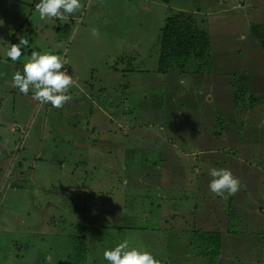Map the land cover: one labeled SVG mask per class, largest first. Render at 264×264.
I'll return each instance as SVG.
<instances>
[{
    "label": "rangeland",
    "instance_id": "obj_1",
    "mask_svg": "<svg viewBox=\"0 0 264 264\" xmlns=\"http://www.w3.org/2000/svg\"><path fill=\"white\" fill-rule=\"evenodd\" d=\"M38 2L0 0V145L13 149L0 147V264H73L72 240L79 235L88 237L92 249L84 256V264H109L103 252L125 239L151 252L161 264H177L179 256L173 260L172 252L173 248L178 254L182 250L180 230L185 226L190 230L201 219L207 226L218 221L217 225L225 229L229 205L222 196L207 195L205 204L192 217L190 203L181 201L189 191L178 189L185 186L179 183L180 177L188 181L186 172L198 177L202 171L220 169L216 166L220 163L216 150L225 157L223 162H228L221 168H233L225 154L229 144L214 142L208 135L196 140L193 133L197 128L192 126L186 144L205 147L207 152L197 147L185 152L184 143L178 148L173 146L176 153L157 149L153 143L146 145L144 155L133 147L136 141V146H144L143 134L161 139L165 132L157 129L162 123L176 119L187 122L188 115L189 119L197 118L203 108L214 112L215 85L205 79L203 70L210 71L214 78L230 76L229 92L224 93L229 103L241 109L240 119L236 115L235 121L243 124L245 119H252L250 105L254 104L255 94L244 87L241 79L244 71L254 87L264 88L259 83L264 73H259L261 69L255 64L257 59L262 61L263 52L252 24L242 31L246 20L242 4L261 7L264 0H81L84 7L67 21L41 19L35 12ZM178 12L193 15L196 26L208 32L210 56L190 58L182 69L161 72L160 29L166 18ZM25 17L29 19L22 22ZM253 25L264 33V17ZM92 28L98 29V37L91 34ZM18 36H25L29 44L22 48L20 60L13 62L5 54V42L18 43ZM44 49L62 57L63 71L71 60L82 77L92 76L84 84L69 72L74 86L67 94L73 99L60 108L41 105L32 99L31 91L24 95L11 87L12 76L25 58L32 51ZM255 98L261 99V95ZM223 108L230 110L225 103ZM126 109L131 111L129 119L122 112ZM117 116L119 131L111 132V119ZM92 125L98 127L94 133ZM171 130L179 133V128ZM80 136V141L90 145L76 142ZM132 136L135 140L130 145ZM95 141L96 147L92 144ZM16 144L19 154L14 149ZM131 152L136 155L133 159H129ZM159 154L171 158L174 168H178L157 160ZM145 156H150L149 160ZM197 160H203L201 167H191ZM9 168L12 173H8ZM140 171L142 175L135 174ZM148 175L152 187L145 185ZM95 194L114 197L112 208L107 203L101 207ZM199 195L202 193L196 190ZM232 196L235 199L231 203L235 204L240 195ZM92 201L100 206L90 208ZM248 209L242 208L240 215Z\"/></svg>",
    "mask_w": 264,
    "mask_h": 264
},
{
    "label": "crops",
    "instance_id": "obj_2",
    "mask_svg": "<svg viewBox=\"0 0 264 264\" xmlns=\"http://www.w3.org/2000/svg\"><path fill=\"white\" fill-rule=\"evenodd\" d=\"M248 1H261V0H248ZM245 3V2H242ZM245 4H242V10L246 12L244 14L246 20L245 25L241 26L242 31H246L249 24H252V29L254 32L259 36L260 43H261V49H262V61L259 63V59L256 60L257 68L261 69L259 73H264V33L260 32L255 25H253L255 22L263 20L264 17V5H261V7L255 6L253 3H248L247 7H243ZM29 17V16H28ZM28 17H25L22 19V22L29 19ZM21 22V23H22ZM31 24V23H30ZM29 24V25H30ZM21 26V24H20ZM251 26V25H250ZM10 41L13 42L14 38L11 37ZM251 58V63H252ZM70 61L66 63L65 70L67 73L71 72L70 74L76 75L80 78L82 83L88 82V79L91 80L92 76L89 77H82L80 74V70L73 67V64H70ZM72 62V61H71ZM254 63L251 64V66L255 65ZM259 64V65H258ZM261 64V65H260ZM263 65V66H262ZM91 69V67H90ZM89 69V70H90ZM253 72L255 73V70L252 68ZM250 71V68L249 70ZM93 73V72H92ZM205 73V79L210 82L212 85L214 82V85H212V91L214 92V99L217 101L216 107L214 109H208L206 110L203 108V110L198 114L196 119L190 120L189 116H187V122H180L179 119L173 120L170 123H162L160 124L163 126V129H161V126L159 131L165 132V135L161 139H157L155 136L143 134L142 140L144 143V146L141 145V143H138V147L140 150L139 152H142L146 150V145L148 143H153L157 149L163 148L164 151L167 153H171L174 150L175 146L178 148L182 143H184V151L185 152H192L196 149H199L202 151V153L207 152L208 150L205 147L193 146L186 144V139L188 136H190L191 133H193V130L197 128V131H194V139H204L207 137V135L213 139L214 142L217 140L226 141L229 145L226 148L225 154L229 158L230 164L233 168H229L231 172L237 174L234 175L238 180L240 181V188L237 193H239L240 198L238 196V200L235 204H232L231 202L235 199L234 196L230 195L229 197L221 198L224 199L225 202H229V205L227 207V213L228 217L227 220H225V229H221L216 222L215 225L207 226L203 223L204 219H201L196 224L194 222L193 227L190 230H186L187 226L183 227L180 231L184 236L187 238H191L192 235L194 236V230L199 229L203 231H219L221 234V247L219 252L215 256V261L212 264H264V146L262 145V139L264 137L263 134V124H264V88H260L261 86L254 87L250 80H247L246 75L248 73H242V81L244 83V87H247L254 98V104L250 105V112L252 119L247 118L245 119L244 123H237L235 121V116L237 115L238 119H240L241 115V109H237L236 106H234L232 103H229L228 97L224 92H229V85L232 83L230 76L228 79H225L222 75H219L218 77H213L210 71H203ZM199 74V73H197ZM200 78L202 75H198ZM261 84L264 86V75L259 77ZM237 80V79H235ZM246 83V85H245ZM88 91V90H87ZM89 92V91H88ZM222 94V95H221ZM258 95H261V99H257ZM224 101V102H221ZM225 103V106L228 105L230 108L229 111L225 110L223 108ZM207 107V106H205ZM100 112L101 110L98 109ZM129 109L123 110V114L126 116ZM102 113V112H101ZM104 114V113H102ZM107 115V114H104ZM210 115L209 119L207 120V116ZM128 119L130 117V114L126 116ZM111 119V118H109ZM205 119V120H201ZM113 120L114 128L117 129L118 122H120V116L116 117ZM199 120V121H197ZM122 121V118H121ZM218 123V124H217ZM251 123V124H250ZM19 126V123H15ZM192 126H194V129H192ZM172 129L179 128V133H181V136H178L179 133L173 132ZM166 129H169L168 131H164ZM202 134V135H200ZM199 135V137H198ZM185 141V142H184ZM138 141H136L137 143ZM135 143V146H136ZM3 149H9L13 150L9 145H6L2 143L0 145ZM197 147L196 149H194ZM14 148V147H13ZM188 148H191L187 150ZM17 152L19 151V146L16 144L14 148ZM213 149V148H211ZM210 150V149H209ZM213 151V150H212ZM176 153V150H174ZM154 154L157 153L156 150L153 151ZM161 153V152H160ZM19 154V152H18ZM214 154L217 155V159L220 161V163H217L216 166L218 168H221V166H225L228 164L227 161L223 162L222 152L220 150L214 151ZM144 155V153H143ZM136 155L132 152L130 153L129 159H133ZM175 156V155H174ZM149 157L145 156V160H147ZM157 160H166L167 163H169V166L172 167V169H177L178 167L174 168V165H172L171 158L169 157H162L160 154L157 156ZM4 159H7V155H4ZM11 159V157H10ZM161 159V160H160ZM149 160V159H148ZM203 160H197L196 163H193V165H198V167H201V162ZM162 162V161H161ZM156 162H153V164ZM20 164V163H18ZM165 164V163H163ZM3 168V165L0 164V169ZM8 168V164H7ZM240 169L243 175H241L239 172H236V169ZM6 170V168H4ZM8 173L11 172L10 168L7 169ZM15 170V169H14ZM170 170V168H169ZM151 172V171H150ZM256 172V175L253 173ZM12 173V172H11ZM152 173V172H151ZM176 172H173L175 174ZM179 173V172H178ZM135 174L142 175L143 173L135 172ZM183 174V173H182ZM186 180L184 178L180 177L182 180L179 181V183L182 184L184 182L185 186H181L178 189H183L189 191V193L183 194V197L181 201L184 203H190L192 209L189 210V213L192 214V217H195L197 212L195 211L196 207H199L203 204H205V200L207 195H211L213 197H219L212 193L209 190L208 184L209 181L212 179L209 175V169L207 171H202L201 175L196 177L193 173L186 172ZM146 182L145 185L147 187H152L150 185V178L151 176H146ZM201 178V179H200ZM156 187V185H155ZM196 190H199L202 195L196 196ZM194 197H197L198 201L200 203L196 204L194 203ZM220 198V197H219ZM199 205V206H198ZM239 207V210L235 208V206ZM157 208H161L160 204H156ZM250 208L249 209L247 208ZM242 208L248 209L245 214L240 215V210ZM178 214V209L175 207H172ZM234 212V223L229 224L230 222V216L231 212ZM175 217L172 216V218ZM241 217V218H240ZM196 221V219H194ZM181 252L178 254L174 251L172 252V256L175 257L173 260H176L179 256V260L177 264H191L193 261V264H210L209 260L204 257L203 254H198V252H192L185 248V246L182 244L181 246ZM176 255V256H175Z\"/></svg>",
    "mask_w": 264,
    "mask_h": 264
},
{
    "label": "clouds",
    "instance_id": "obj_3",
    "mask_svg": "<svg viewBox=\"0 0 264 264\" xmlns=\"http://www.w3.org/2000/svg\"><path fill=\"white\" fill-rule=\"evenodd\" d=\"M83 7L81 0H39L35 4V12L41 19L58 18L67 21L71 14ZM91 34L98 37V29L92 28ZM28 44L25 36H18V43L5 42L7 58L13 62L19 61L23 55L22 48ZM63 68L62 57L54 54L53 50L32 51L30 57L24 60L22 72L16 71L13 74L11 87L19 89L24 95L31 91L32 99L41 105L50 104L53 108H60L73 99L67 93L74 86L73 77ZM209 175L212 179L208 187L212 193L226 199L225 193L230 196L239 191L240 181L230 169L211 168ZM103 258L109 264H161L151 252L131 245L127 239L112 249H106Z\"/></svg>",
    "mask_w": 264,
    "mask_h": 264
},
{
    "label": "trees",
    "instance_id": "obj_4",
    "mask_svg": "<svg viewBox=\"0 0 264 264\" xmlns=\"http://www.w3.org/2000/svg\"><path fill=\"white\" fill-rule=\"evenodd\" d=\"M194 20L195 19L193 15L189 16L183 12H178L165 19V22L161 27L159 34V44H160V56L158 60L159 71L166 72L173 68L182 69L190 58H195V59H205L206 57L209 58L210 51H209V46H207L208 32L206 33L204 30H200L196 26ZM25 30L27 32H32L31 29H25ZM22 69H23V65H20V69L18 70L16 69V71L22 72ZM126 114H127L126 116H128L129 114H131V112H128ZM92 126L94 128L93 130L94 133L95 128L98 127L95 125ZM110 131L118 132L119 130L115 129L113 125ZM97 134H99V132H96V135ZM82 139L83 136H80V139H77L78 141L76 140L75 141L83 145L84 142L80 141ZM134 140H135L134 136H132V141L130 142V145L134 143ZM92 144L96 147V141L92 142ZM84 145L87 146L90 145V143H85ZM133 150H135V152L138 153L139 152L138 146H134ZM93 190L94 188L91 189L90 191ZM95 196L98 195L95 194ZM104 197L105 195L98 196L99 201L97 202L101 204V207L104 206V203H107L109 208H112L111 202L112 199H114V197L111 198V195H106L107 198ZM197 199H198L197 197H194L195 204L197 202ZM97 202L92 201L90 208L100 206L97 204ZM197 208L198 207L195 208L194 212H197ZM229 216H230L229 224L231 225L234 223V217H235L234 212L232 211L231 215ZM178 235L182 238L183 241L182 244L185 246V248H187L192 252H198V254H203L204 257L207 258V260H209L210 264H212L215 261V256L219 252L221 247V234L219 231H215V230L203 231V230L195 229L194 230L195 237H193L192 235V238H187L182 234V232ZM87 240L88 237L86 235H79L73 237L72 240L73 264L85 263L84 256H86V253L88 254V252L92 250ZM93 241L96 240L93 238Z\"/></svg>",
    "mask_w": 264,
    "mask_h": 264
},
{
    "label": "flooded vegetation",
    "instance_id": "obj_5",
    "mask_svg": "<svg viewBox=\"0 0 264 264\" xmlns=\"http://www.w3.org/2000/svg\"><path fill=\"white\" fill-rule=\"evenodd\" d=\"M1 170V169H0Z\"/></svg>",
    "mask_w": 264,
    "mask_h": 264
}]
</instances>
